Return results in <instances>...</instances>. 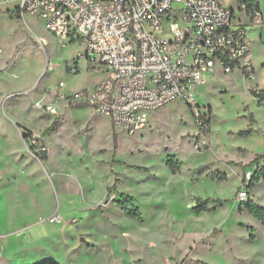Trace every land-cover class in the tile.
Masks as SVG:
<instances>
[{
  "label": "rangeland",
  "instance_id": "rangeland-1",
  "mask_svg": "<svg viewBox=\"0 0 264 264\" xmlns=\"http://www.w3.org/2000/svg\"><path fill=\"white\" fill-rule=\"evenodd\" d=\"M220 1L241 14L239 0ZM246 28L252 76L218 67L193 88L209 143L197 148L196 109L183 101L153 112L135 135L89 105L56 103L106 72L82 43L63 47L18 0H0V264H264V225L244 210L248 199L264 205V181L239 200L264 154V101L252 94L264 89V22ZM208 198L223 204L197 211Z\"/></svg>",
  "mask_w": 264,
  "mask_h": 264
},
{
  "label": "built area",
  "instance_id": "built-area-1",
  "mask_svg": "<svg viewBox=\"0 0 264 264\" xmlns=\"http://www.w3.org/2000/svg\"><path fill=\"white\" fill-rule=\"evenodd\" d=\"M18 1L21 15L42 19L63 47L82 43L93 69L107 74L90 89L72 95L58 92L56 103L89 105L128 135H135L146 128L153 112L183 101L196 109L201 130L197 148H207L209 143L194 86L215 75L218 67L225 74L241 69L252 76L246 26L264 22L258 0L251 6L242 2L241 14L220 0ZM164 29L168 37L157 33ZM47 69L54 70V65L48 63ZM71 71L77 73L78 65ZM64 87L65 82H60L58 88ZM56 107L50 105L48 110L57 113ZM251 177L247 171L241 202L247 199Z\"/></svg>",
  "mask_w": 264,
  "mask_h": 264
},
{
  "label": "trees",
  "instance_id": "trees-1",
  "mask_svg": "<svg viewBox=\"0 0 264 264\" xmlns=\"http://www.w3.org/2000/svg\"><path fill=\"white\" fill-rule=\"evenodd\" d=\"M239 2L248 3L249 6L253 5V0H239ZM252 94L258 98L260 101H264V89H253ZM242 134H251V129L246 130L242 132ZM116 138V137H115ZM116 145V144H115ZM264 157V154L258 155L255 158V161L258 162V166L256 167L255 171L252 173V177L250 180V183L248 185V188H253L257 183H260L264 181V164L262 165L259 161ZM168 163L171 165L172 170L175 172L179 169V163H174L172 160L168 161ZM212 179H218V180H225V175H213ZM210 204H223V200L221 199H199V202L197 206H195V209L197 211H204L208 209V205ZM243 204V203H242ZM215 208V207H214ZM126 213L132 217L139 220H142L141 212L138 208H127L125 207ZM244 210L247 211L249 214L253 215L256 219H258L262 225H264V205H261L257 202H255L253 199H248L247 202L244 205ZM36 264H60L57 261L54 260H46L40 263Z\"/></svg>",
  "mask_w": 264,
  "mask_h": 264
},
{
  "label": "water",
  "instance_id": "water-1",
  "mask_svg": "<svg viewBox=\"0 0 264 264\" xmlns=\"http://www.w3.org/2000/svg\"><path fill=\"white\" fill-rule=\"evenodd\" d=\"M260 131H262V130L260 129ZM47 153H48V152H47V150H46V149H43V150H42V154H43L44 156H46V155H47Z\"/></svg>",
  "mask_w": 264,
  "mask_h": 264
},
{
  "label": "crops",
  "instance_id": "crops-1",
  "mask_svg": "<svg viewBox=\"0 0 264 264\" xmlns=\"http://www.w3.org/2000/svg\"><path fill=\"white\" fill-rule=\"evenodd\" d=\"M100 81H101V80H100ZM97 83H98V82H97ZM97 83H95V84H97ZM95 84H94V85H95ZM94 85H93V86H94ZM93 86H92V87H93Z\"/></svg>",
  "mask_w": 264,
  "mask_h": 264
}]
</instances>
